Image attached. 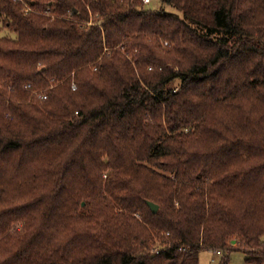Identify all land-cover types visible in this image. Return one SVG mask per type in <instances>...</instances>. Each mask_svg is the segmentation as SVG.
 I'll return each instance as SVG.
<instances>
[{
    "label": "trees",
    "instance_id": "16d2710c",
    "mask_svg": "<svg viewBox=\"0 0 264 264\" xmlns=\"http://www.w3.org/2000/svg\"><path fill=\"white\" fill-rule=\"evenodd\" d=\"M159 1L0 0V264H264V0Z\"/></svg>",
    "mask_w": 264,
    "mask_h": 264
},
{
    "label": "rangeland",
    "instance_id": "374dc122",
    "mask_svg": "<svg viewBox=\"0 0 264 264\" xmlns=\"http://www.w3.org/2000/svg\"><path fill=\"white\" fill-rule=\"evenodd\" d=\"M147 5L153 8H159L161 7L162 3L159 0H151L150 3H148ZM166 9L169 11L176 12V10L170 6H166ZM4 36L14 37L15 34L12 33L10 30L6 29L3 26V23L0 19V37H4ZM231 242L233 244H237L236 240H232ZM224 255L225 254L223 252L221 254H218L212 250H202L199 254L200 263L201 264H221ZM228 257H229V264H252L247 260L248 254L244 250H241V249H235L231 251L230 253H228Z\"/></svg>",
    "mask_w": 264,
    "mask_h": 264
},
{
    "label": "built area",
    "instance_id": "2783aa9c",
    "mask_svg": "<svg viewBox=\"0 0 264 264\" xmlns=\"http://www.w3.org/2000/svg\"><path fill=\"white\" fill-rule=\"evenodd\" d=\"M19 1H22L24 3V0H19ZM150 1L151 0H144V3L148 4V3H150ZM25 5H26L27 10H31V8H30V6L28 4H25ZM72 87H73L74 90L77 88L74 83H73V86ZM30 88H31V85L30 84L27 85V89H30ZM36 94L38 95L39 99H47V95H45V94H43L41 92H37ZM183 251H186V249L184 248ZM156 252L158 253L159 250H156ZM214 252L215 253H218V254H221L222 253L220 250H216Z\"/></svg>",
    "mask_w": 264,
    "mask_h": 264
},
{
    "label": "water",
    "instance_id": "95a60500",
    "mask_svg": "<svg viewBox=\"0 0 264 264\" xmlns=\"http://www.w3.org/2000/svg\"><path fill=\"white\" fill-rule=\"evenodd\" d=\"M147 204L149 205L150 209L156 213L159 210V205L154 202L148 201Z\"/></svg>",
    "mask_w": 264,
    "mask_h": 264
}]
</instances>
